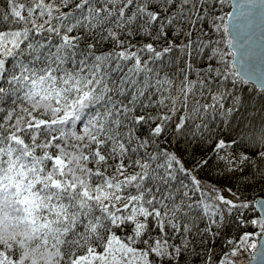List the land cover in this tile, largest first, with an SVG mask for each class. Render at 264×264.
Masks as SVG:
<instances>
[{
  "label": "snow or ice",
  "instance_id": "6c2138e0",
  "mask_svg": "<svg viewBox=\"0 0 264 264\" xmlns=\"http://www.w3.org/2000/svg\"><path fill=\"white\" fill-rule=\"evenodd\" d=\"M227 2L4 0L0 264H264V73Z\"/></svg>",
  "mask_w": 264,
  "mask_h": 264
},
{
  "label": "water",
  "instance_id": "95a60500",
  "mask_svg": "<svg viewBox=\"0 0 264 264\" xmlns=\"http://www.w3.org/2000/svg\"><path fill=\"white\" fill-rule=\"evenodd\" d=\"M228 12H231L232 16H225L229 26V34L226 39L236 37L233 41L236 46L233 47L232 51L237 52V57L232 59V63L239 67L241 63L240 53L248 48L251 61L255 66L254 71L259 77L261 73H264V5L261 4V0H256L254 5L250 3V0H229ZM250 45L251 47H249ZM250 84L256 88L260 87L258 79L251 80ZM254 211L256 213L258 207ZM255 242L259 248L260 244L264 243V234L259 235ZM254 254L253 250L251 256ZM250 257H242L243 264H259L258 259L253 260Z\"/></svg>",
  "mask_w": 264,
  "mask_h": 264
},
{
  "label": "trees",
  "instance_id": "16d2710c",
  "mask_svg": "<svg viewBox=\"0 0 264 264\" xmlns=\"http://www.w3.org/2000/svg\"><path fill=\"white\" fill-rule=\"evenodd\" d=\"M3 10H4V0H0V11H3ZM228 10H229V0H228V2L225 4V6H224V8H223V13H227ZM225 39H226V38H225ZM248 87H249V90H251V88L254 87V86H253L252 84H249ZM248 195H250V196H252V197H256V198L259 197V194H258L257 192H250V193H248ZM249 215L252 216L253 218L256 217V213H255V211H251V212H249ZM249 231H252V229H249ZM256 231H258V230H256ZM233 234H235V233H233ZM257 237H258V236H255V237H254V242L256 241ZM245 254L247 255L246 257H250V256H251V252H250V251L246 252Z\"/></svg>",
  "mask_w": 264,
  "mask_h": 264
},
{
  "label": "rangeland",
  "instance_id": "374dc122",
  "mask_svg": "<svg viewBox=\"0 0 264 264\" xmlns=\"http://www.w3.org/2000/svg\"><path fill=\"white\" fill-rule=\"evenodd\" d=\"M251 253L253 252V250H249ZM247 255L246 254H244V256L243 257H245V258H249V257H246Z\"/></svg>",
  "mask_w": 264,
  "mask_h": 264
}]
</instances>
